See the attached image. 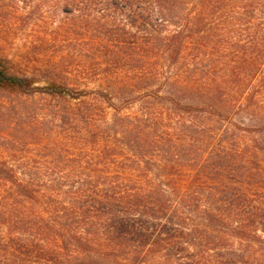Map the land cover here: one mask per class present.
Returning a JSON list of instances; mask_svg holds the SVG:
<instances>
[{"label": "trees", "instance_id": "1", "mask_svg": "<svg viewBox=\"0 0 264 264\" xmlns=\"http://www.w3.org/2000/svg\"><path fill=\"white\" fill-rule=\"evenodd\" d=\"M35 24L54 25L50 37L26 38L36 59L54 60L61 41L86 39L90 61H104L110 76L127 62L137 73L176 66L197 49L165 82L171 94L191 93L192 102L170 103L220 115L221 109L259 111L264 122V0H0L1 43ZM68 56L72 60L73 54L60 58ZM201 58L219 59L225 80L199 89L190 76ZM7 62L0 57V94L15 103V96L78 99L88 93L55 78L39 83L34 74L12 72ZM116 116L84 160L89 172L43 178L0 159V264H264L258 156L264 146L262 152L255 142L241 148L212 130L209 138H218L203 156L198 147L208 133H194L178 160L179 166L183 159L194 162L193 173H179L175 145L152 128L132 132ZM62 118L60 124L68 120ZM135 169L144 174L132 176Z\"/></svg>", "mask_w": 264, "mask_h": 264}, {"label": "rangeland", "instance_id": "2", "mask_svg": "<svg viewBox=\"0 0 264 264\" xmlns=\"http://www.w3.org/2000/svg\"><path fill=\"white\" fill-rule=\"evenodd\" d=\"M60 18L61 15H58V19ZM55 19V15L51 17V20ZM53 26L35 24L28 26L24 31L13 32L11 40L6 43H1L0 40V57L9 59L7 65L12 72L34 74L40 78L39 83L55 78L77 89H85L88 93L78 99H52L38 94L22 98L15 96L16 103L7 98L10 95L0 94V102L6 106H0V159L7 160L18 172L39 173L43 178L46 176L44 173L77 175L89 172L83 167L84 160L93 157L90 151H94V148L97 150L96 146L102 141L101 132L107 133L103 127L109 126L116 115L121 121L119 124L128 125L132 132L142 129L146 132V128H152L153 135L161 137L170 146L175 145L177 165L178 160L181 162L179 156L182 155L179 154L182 148H187V144L192 140L190 136L194 133L202 134L203 131L208 133L204 144H199L198 147L202 148L203 156L207 155L212 141L215 142L218 138L217 135L209 138L212 130H217L219 134L224 132L223 138H226L227 142L237 140L241 148L245 144L255 142L261 148L259 151L263 150L264 122L259 121L263 113H246L243 108H238L221 109L220 115L216 113L218 109L213 108L217 110L213 111L210 107L206 112H187L170 103L172 99L181 103L192 102L191 93L177 91L171 94L167 91L165 82L166 78L171 79L185 68L197 49H191L176 66L160 64L150 69L145 66L142 72L137 73L134 71V63L127 62L124 67L122 64L121 67L117 66L121 73L110 76L103 73L104 61L99 60L101 65L96 64L99 63L97 60L90 61L91 54L84 51L89 44L86 39L61 41L63 45L54 48L57 50L54 60L36 59L33 51L24 45L28 42L25 41L26 38L39 33L50 37L54 34ZM209 52L205 51L206 54ZM64 54H73L74 57L72 56V60L69 56L60 58ZM202 54L205 55L204 52H201ZM206 59L197 60L196 73L190 76L201 90L208 83L215 84L225 80L219 59H209L205 62ZM53 66L59 68L58 74L49 71ZM111 68L109 66V69ZM131 69V72L126 71ZM152 73L156 74V77ZM11 104L17 106L14 108ZM201 106L208 108L205 104ZM62 114L68 117L64 124H60L63 122ZM117 136L120 138V132ZM142 141L146 143V138L140 139V142ZM97 142L95 146L92 145ZM258 156L263 167L261 173L264 175V154L259 153ZM182 163V166H177V172L193 173L190 167L194 162L183 159ZM144 171L135 169L129 173L138 178ZM141 178L142 181L145 179ZM259 189L263 192L264 186Z\"/></svg>", "mask_w": 264, "mask_h": 264}]
</instances>
